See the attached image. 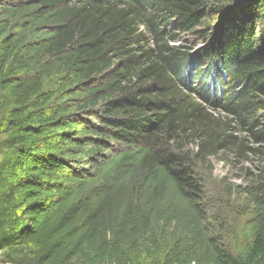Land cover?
<instances>
[{"label": "trees", "instance_id": "1", "mask_svg": "<svg viewBox=\"0 0 264 264\" xmlns=\"http://www.w3.org/2000/svg\"><path fill=\"white\" fill-rule=\"evenodd\" d=\"M232 123L264 141V0H0L2 260L264 264V197L232 253L185 151Z\"/></svg>", "mask_w": 264, "mask_h": 264}, {"label": "rangeland", "instance_id": "2", "mask_svg": "<svg viewBox=\"0 0 264 264\" xmlns=\"http://www.w3.org/2000/svg\"><path fill=\"white\" fill-rule=\"evenodd\" d=\"M209 22L217 24V21ZM206 24L209 23L206 21ZM196 38L192 33H183L180 40L173 43L203 48L205 42ZM227 130L228 134L236 136L232 139V146L222 147L217 153L208 155L200 154L197 144L189 142L185 151L189 160H197V174L203 188L202 197L211 233L221 239L227 250L240 254L258 217L257 206L251 202L252 193L264 197V141H256L248 133L238 130L234 123ZM0 264L15 263L3 261L0 255ZM24 264L34 263L28 259Z\"/></svg>", "mask_w": 264, "mask_h": 264}]
</instances>
